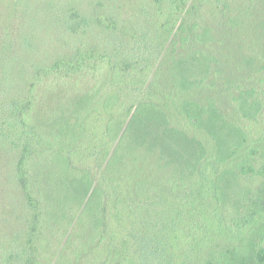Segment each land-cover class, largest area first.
<instances>
[{"label":"trees","instance_id":"1","mask_svg":"<svg viewBox=\"0 0 264 264\" xmlns=\"http://www.w3.org/2000/svg\"><path fill=\"white\" fill-rule=\"evenodd\" d=\"M82 1L0 32V264H264V0Z\"/></svg>","mask_w":264,"mask_h":264},{"label":"rangeland","instance_id":"2","mask_svg":"<svg viewBox=\"0 0 264 264\" xmlns=\"http://www.w3.org/2000/svg\"><path fill=\"white\" fill-rule=\"evenodd\" d=\"M133 0H116V2H113L116 6H122L123 4H128ZM47 0H45L44 4H38L35 5V7L39 8L40 10L44 5H46ZM106 0H92V4H89V0L85 2V0L82 1L81 5V11H86L88 13H91L94 10H97L101 7L99 5L105 4ZM47 11H48V5H47ZM35 15L33 17V14H31L29 18H34L35 21L37 20L38 13L37 11H34ZM55 10L49 11V13H54ZM22 20H28L24 16L23 9L20 4V0H3L2 3L0 4V32L2 31V28L5 25H9L10 23L13 25H17L22 23ZM38 26V25H37ZM14 30V29H13ZM12 30V31H13ZM1 35V33H0Z\"/></svg>","mask_w":264,"mask_h":264}]
</instances>
